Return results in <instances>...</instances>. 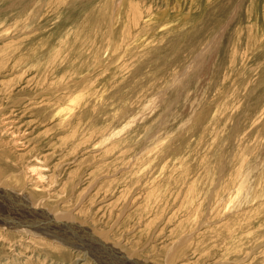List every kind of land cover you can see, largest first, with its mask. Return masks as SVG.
<instances>
[{"label":"rangeland","instance_id":"374dc122","mask_svg":"<svg viewBox=\"0 0 264 264\" xmlns=\"http://www.w3.org/2000/svg\"><path fill=\"white\" fill-rule=\"evenodd\" d=\"M0 108L6 214L103 264H264V0H0ZM4 232L0 264H97Z\"/></svg>","mask_w":264,"mask_h":264},{"label":"bare ground","instance_id":"6f19581e","mask_svg":"<svg viewBox=\"0 0 264 264\" xmlns=\"http://www.w3.org/2000/svg\"><path fill=\"white\" fill-rule=\"evenodd\" d=\"M5 96H7V95H5ZM9 102H7V103L5 102L4 105L8 106ZM0 117H5L4 108H0ZM7 118H9V117H5V119L4 118H0V120H1L0 124L5 126V129L7 127L9 128V126L13 125V124H7V120H9ZM6 131H9L11 134H13V130H6ZM17 134H19V132L16 133V134L14 133V135H17ZM35 172L36 171H33L32 173L35 174ZM37 177L39 178V180H43L44 179L42 176H37ZM0 178H1V172H0ZM3 185H4V183L0 181V194L3 192V190L1 189V188H3ZM3 189H5V188H3ZM20 194H22V193H20ZM1 195L2 196H6V195H8V193H6V195H3V194H1ZM7 197H10V196H7ZM31 202H32L31 204H33V205H28V206H25V207L23 206V208L21 210L18 209V208H17V210H13V212L14 211L18 212L17 214H19L20 216L17 215V214H10V211H9V214H6V212H7L6 207L3 206L2 204H1L2 206L0 205V234L2 236H4V233H5L4 231L12 230V231L16 232L17 234H19V236L21 235L23 238H27V239H30V240H32L33 238L39 239V240H42L45 243H50V244H52L53 246H56V247L57 246H62V244H64L66 247H68L69 245H72L71 247H73V248L74 247H78L77 249H78L79 252L80 251L86 252V254L91 256L93 258V260L97 264H103V263L98 262V261H100L99 258L102 260L100 255H98L99 253L97 254V252H95V253L93 252V254H95L96 258L92 256V251H93L92 247L96 249L97 246L95 247V245H94V246L90 247V245H93L94 243L92 244V243L88 242V244L84 245V243H82V241L84 240L83 237H79L78 236L76 238V240H74L73 237H72L71 239L67 240V239H65L62 236V235H66L67 237H69L70 234L68 232H66V230H67L66 228H64V227L62 228L61 226H59L58 223H59V221L74 222L71 219V217L67 216L66 214L63 215V216L57 215V218L55 220L53 219L57 224H55V222L53 220H50V219H48V220H44L43 218L42 219H38V218H41L39 216L40 214L37 215L39 210L37 209L38 212L34 211V210L36 209L37 206H40V204L39 203H35L37 201L34 202L33 199H32ZM13 203H17V202L15 201ZM15 206H17V204ZM15 206H14V208H15ZM32 206L35 207V208H32ZM7 208H9V207H7ZM41 215H42V213H41ZM43 222H46V223H43ZM60 229H62V231ZM72 236H75V235H72ZM50 237H52L51 240L49 239ZM78 238L80 239V241L78 240ZM100 250H101V248H100ZM101 255H102V253H101ZM103 259L105 260V256H103ZM105 261H107V260H105ZM112 263L113 264H119L116 260L115 261L109 260V262L107 264H112Z\"/></svg>","mask_w":264,"mask_h":264},{"label":"water","instance_id":"95a60500","mask_svg":"<svg viewBox=\"0 0 264 264\" xmlns=\"http://www.w3.org/2000/svg\"><path fill=\"white\" fill-rule=\"evenodd\" d=\"M130 263H133V262H130ZM134 263H136V262H134Z\"/></svg>","mask_w":264,"mask_h":264}]
</instances>
